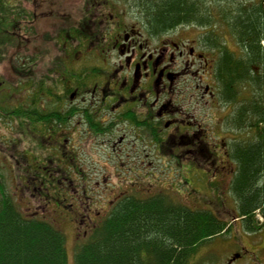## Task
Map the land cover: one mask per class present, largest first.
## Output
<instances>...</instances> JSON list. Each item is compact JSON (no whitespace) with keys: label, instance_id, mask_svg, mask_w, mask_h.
<instances>
[{"label":"flooded vegetation","instance_id":"1","mask_svg":"<svg viewBox=\"0 0 264 264\" xmlns=\"http://www.w3.org/2000/svg\"><path fill=\"white\" fill-rule=\"evenodd\" d=\"M145 1L0 0L1 33L12 36L11 41L23 45L27 53L23 59L12 55L8 60L11 66L15 63V76L25 83L19 93L9 89L0 93V116L6 108L12 113L25 111V119L12 114L10 121L4 119L10 124L35 122L40 127L37 132H51L67 156L63 174L74 169L68 162L80 160L83 149H92L102 135H117L112 142L116 152L122 151L118 146L129 134L138 142L147 141L156 157L163 154V143L170 142L187 144L182 151L186 158L192 156L194 143L207 150L205 111L215 96L209 80L216 82L215 64L220 56L208 29L220 24L152 23ZM1 4L11 15L2 14ZM199 27L207 31L197 33ZM6 57L3 49L0 62H6ZM181 82L186 86L180 87ZM194 102L200 121L192 111ZM34 136L37 139L38 133ZM73 138L86 140L75 158L69 156L71 146L65 144L71 145ZM141 164L131 169H156ZM74 173H84L82 162ZM83 191L86 196V186ZM56 194L58 204L64 198L61 191ZM112 203L107 205L112 207ZM85 206L86 214L72 208L68 217L90 228L93 202L86 201Z\"/></svg>","mask_w":264,"mask_h":264},{"label":"rangeland","instance_id":"2","mask_svg":"<svg viewBox=\"0 0 264 264\" xmlns=\"http://www.w3.org/2000/svg\"><path fill=\"white\" fill-rule=\"evenodd\" d=\"M206 1L207 5L213 2ZM254 1L257 3L259 0ZM1 8L2 14L4 12L11 15L9 10L4 9L3 4ZM213 30V28L208 29L210 35H213ZM226 30L227 28L221 25L216 28V34L222 33L225 37L220 38L218 43L222 42L227 50L237 55L239 53L236 40L226 33ZM195 31L203 33L207 30L199 27ZM2 35L0 52L4 49L7 57L6 62H0V93L9 90L12 93H19L25 82L15 76V63L11 66L8 60L12 59V55L16 58H25L26 48L23 45L18 46V43L14 44L15 41H11L12 36L10 38L9 35ZM7 43L8 45L3 46ZM11 44L18 48H13ZM38 74L41 76V73ZM49 80L50 82L57 80L55 81L57 86L61 84L57 77L55 80L53 78ZM39 81L41 83L40 79ZM209 82L215 96L209 99L205 111L208 119L204 129L209 135L207 150L202 152V155H198L195 151L197 148L193 147L192 156L186 158L182 151L185 152L187 148L170 142L168 145L163 143L164 149L161 150L163 154L156 157L150 144L147 141L134 140L133 134H129V139L118 146V151L122 149L121 152L112 149V142L117 139V135L97 136L96 145L93 143L92 149L84 148L85 144L82 143L86 140L82 142L73 138L71 145L70 142L65 144L71 146L69 156L72 158L76 157L75 151L84 148L79 154L83 163L82 174L74 173V169L81 165L80 160L68 162L74 169L68 174H63L64 160L67 156L62 154L57 139L51 132H37L40 127L35 122L20 124L15 121L16 124H10L11 122L8 121L12 119L10 116L12 111L6 108L2 112L4 115L0 116V177L2 178L0 181L4 182L22 213L29 217L38 216L49 220L63 231L66 236L68 264H75L77 247L91 233L93 230L91 228L100 224L111 211L110 204L107 205L109 201L114 203L126 196L148 199L160 194L173 203L184 205L189 209L211 211L223 222L230 223L231 227L228 231L199 245L186 264H264V226L255 232H250L243 227L241 219L235 218L237 202L231 191L235 165L229 158V148L231 142L240 135L227 126V118L232 112V106L219 103L216 82L213 80ZM181 83L180 87L186 86V82ZM193 86L195 87V81ZM193 107V113L198 115L196 120L200 121L195 102ZM108 118L112 119L111 116ZM36 133H38L37 139L34 136ZM210 150L214 152L215 157L210 156ZM140 162L145 168L150 166L156 169H146L145 172L131 169L132 165L135 167ZM84 186L87 187L86 196L83 194ZM60 191L64 199L58 201V205L54 199L59 196L56 192L60 193ZM43 197L47 200L44 201ZM86 201L93 202L91 216L94 222L90 221L87 224L90 228L82 227L81 223L68 217L72 208L86 214ZM256 220L262 223L264 218L257 213ZM232 258L234 260L229 263Z\"/></svg>","mask_w":264,"mask_h":264},{"label":"trees","instance_id":"3","mask_svg":"<svg viewBox=\"0 0 264 264\" xmlns=\"http://www.w3.org/2000/svg\"><path fill=\"white\" fill-rule=\"evenodd\" d=\"M212 1L207 5L206 0L160 4L146 0L145 9L152 23L217 22L236 40L237 55L218 43L225 38L222 33L212 31L220 50L214 72L217 97L219 103L232 106L227 126L240 135L229 148L235 165L231 182L237 202L235 218L247 231L255 232L264 226V221L256 222L257 213L264 218V0ZM1 31L2 25L0 38ZM193 147L199 155L206 150L202 144ZM209 153L216 156L212 150ZM229 224L211 211L189 209L163 194L148 199L126 196L113 203L106 218L77 247L74 260L75 264H186L199 245L228 231ZM0 264H68L63 231L49 220L22 213L2 181Z\"/></svg>","mask_w":264,"mask_h":264},{"label":"water","instance_id":"4","mask_svg":"<svg viewBox=\"0 0 264 264\" xmlns=\"http://www.w3.org/2000/svg\"><path fill=\"white\" fill-rule=\"evenodd\" d=\"M263 47H264V42L262 43Z\"/></svg>","mask_w":264,"mask_h":264}]
</instances>
